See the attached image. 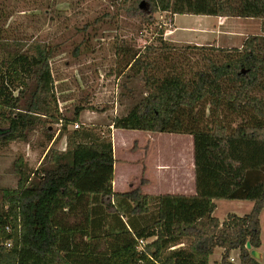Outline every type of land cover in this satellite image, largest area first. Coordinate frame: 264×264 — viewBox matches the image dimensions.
I'll return each instance as SVG.
<instances>
[{"label":"trees","instance_id":"16d2710c","mask_svg":"<svg viewBox=\"0 0 264 264\" xmlns=\"http://www.w3.org/2000/svg\"><path fill=\"white\" fill-rule=\"evenodd\" d=\"M110 1L119 10L92 26L122 10L147 26L156 13L257 17L262 33L239 47L179 49L158 24L145 50L132 38L119 41V96L134 105L105 129L81 123L85 109L104 108L85 101L72 115L60 110L51 67L58 45L3 38L0 26V147L28 143L36 132L47 140L39 166L19 155L11 166L17 185L0 187V264H210L218 247L216 264H263L251 251L262 244L264 210V0ZM187 50L201 56L194 60ZM75 122L80 127L69 128ZM112 127L192 135L196 194H150L141 186L115 191ZM62 137L65 148L58 149ZM217 199L251 200L253 207L220 220Z\"/></svg>","mask_w":264,"mask_h":264},{"label":"rangeland","instance_id":"374dc122","mask_svg":"<svg viewBox=\"0 0 264 264\" xmlns=\"http://www.w3.org/2000/svg\"><path fill=\"white\" fill-rule=\"evenodd\" d=\"M115 10L119 9L110 0H0V26L3 38L19 39L24 42L39 40L59 46L51 59V67L63 112L72 115L74 107L85 101L100 109L104 108L102 112L91 109L82 112L81 121L87 126L99 125L107 129L115 116L126 114L134 105L133 100L120 99V96L116 109L114 105L109 104L114 85L118 83L113 74L116 75L117 72L115 51L119 41L132 38L138 48L145 50V46L155 43L157 39L155 29L159 27L158 24H162L165 29L164 39L174 43L179 49H184L187 44L239 47L246 36L262 33L263 21L257 17L227 19L206 15V19H203L204 17L201 19L194 14H179L176 17V24L180 28L175 30L173 22L169 21L170 16L165 17L166 13H156L154 25L147 26L141 25L137 19L128 18L122 10L115 13L111 22L98 21L94 27L92 26V23L105 12L114 13ZM85 24L91 25L86 31L72 35L76 26L81 28ZM185 26L189 29L183 28ZM76 46L80 47L78 53L74 51ZM197 52L186 51L194 60L201 56ZM120 78L122 83L124 75ZM136 82L139 87H143V79H137ZM54 128L57 132V124ZM117 130L114 134L116 143L114 174L117 181L118 178L125 177V183L116 188L128 190L130 182L139 183L141 180L143 160H140L144 156L145 144L149 143L145 140L146 131ZM180 138L158 140L155 151L176 159L187 147V141ZM172 139L180 143V147L170 148ZM65 144V138L62 137L56 147L64 149ZM141 145L144 147H140ZM46 147L47 140L40 132L34 133L28 143L15 141L6 147H0V187L17 185L18 176L11 166L19 155H24L30 167L34 169L39 166ZM134 187L136 186L131 188ZM216 204L214 214L220 220L226 218L229 213L247 214L253 207L251 200L217 199ZM260 219L262 244L258 251L259 259L264 264V210ZM238 253V250L230 253V257L237 263ZM221 255V248H216L210 257V264H215Z\"/></svg>","mask_w":264,"mask_h":264},{"label":"crops","instance_id":"0c3cea01","mask_svg":"<svg viewBox=\"0 0 264 264\" xmlns=\"http://www.w3.org/2000/svg\"><path fill=\"white\" fill-rule=\"evenodd\" d=\"M178 15L179 14L173 16V25L175 26V30H179L180 28L176 24V17H178ZM198 16L201 17V19L203 17H204L203 19H206L205 17L206 15H198ZM219 18H227V17H219ZM183 28L189 29V27L187 26ZM117 131L118 130L116 128L112 127V139H113L115 164H116V143L114 140V134ZM146 133L147 135L145 137V140L149 144H145L146 149L143 152L144 156L140 160V161L143 160L142 170H141L142 171L141 180L145 179L146 183L141 184V180L139 183H137L136 181L130 182L129 189L132 186H141L144 192L150 194H162V193L187 194V195L196 194V167H195V151H194L193 136L190 135L192 137L190 138L189 134L168 133V132L146 131ZM171 137H174V139L181 137L180 139L187 141L186 149L184 151H181L176 159L168 158L166 156H163L161 152L159 153L155 151L156 145L159 143L158 140H162V139L170 140ZM174 139H172V143L171 145H169V147L170 148L180 147V143L174 142ZM155 142L157 143L155 144ZM161 146L163 145L161 144ZM140 147H144V146L141 145ZM129 162L131 161L129 160ZM115 164H114V172H115ZM123 183H125V177H122L121 179L118 178L117 181L114 174V180H113L114 190L119 192L127 191V190H117L116 187L117 186L119 187V185L123 186ZM221 250L223 252L222 248Z\"/></svg>","mask_w":264,"mask_h":264},{"label":"built area","instance_id":"2783aa9c","mask_svg":"<svg viewBox=\"0 0 264 264\" xmlns=\"http://www.w3.org/2000/svg\"><path fill=\"white\" fill-rule=\"evenodd\" d=\"M160 14H162V13H160ZM169 21L172 23L173 22V18L172 17H169ZM113 75H114V77L117 78L118 83H115V85H114L113 93H112V99L109 100V104L114 105L115 106L114 109H116L118 107L119 95H120V91H121V82H120V79L121 78H120V76H117L115 74H113ZM59 106H60V102H59ZM60 110L63 111V109L61 108V106H60ZM81 123L82 124H85L83 122H81ZM81 123L80 122H75L73 124H70V126H72L73 128L76 129V128H79L80 127ZM57 126H58V128H61V126H62V120L60 121V123L57 124ZM5 229L9 233H11V231H12L11 225L9 223H6ZM10 245H11V242L8 241L7 242V246H10ZM231 260L234 261V258H231Z\"/></svg>","mask_w":264,"mask_h":264},{"label":"water","instance_id":"95a60500","mask_svg":"<svg viewBox=\"0 0 264 264\" xmlns=\"http://www.w3.org/2000/svg\"><path fill=\"white\" fill-rule=\"evenodd\" d=\"M141 6L143 7L144 5H143V2H142V4H141ZM145 8H147V5H145ZM246 246H247V248H251V245H250V243L248 242L247 244H246ZM251 253H252V255L254 256V257H256V258H260V254H259V251L258 250H252L251 251Z\"/></svg>","mask_w":264,"mask_h":264}]
</instances>
